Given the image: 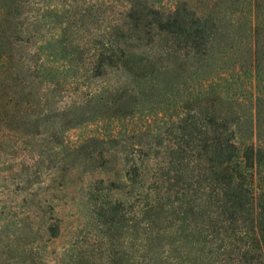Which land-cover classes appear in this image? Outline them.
Listing matches in <instances>:
<instances>
[{
	"label": "trees",
	"instance_id": "16d2710c",
	"mask_svg": "<svg viewBox=\"0 0 264 264\" xmlns=\"http://www.w3.org/2000/svg\"><path fill=\"white\" fill-rule=\"evenodd\" d=\"M0 264H264V0H0Z\"/></svg>",
	"mask_w": 264,
	"mask_h": 264
},
{
	"label": "rangeland",
	"instance_id": "374dc122",
	"mask_svg": "<svg viewBox=\"0 0 264 264\" xmlns=\"http://www.w3.org/2000/svg\"><path fill=\"white\" fill-rule=\"evenodd\" d=\"M116 167H120V162L116 164ZM73 173L74 172H69L66 176L68 181L66 182L64 193L57 195V198L53 200L55 204V214L60 220L61 227L60 234L52 242V246L56 247V249H60L62 246L67 245L70 229H73L78 223L84 225L89 220L90 212L84 202L81 182L88 181L92 177H105L106 175L104 173L93 174L92 176L85 174L81 177L82 181H78L73 179Z\"/></svg>",
	"mask_w": 264,
	"mask_h": 264
}]
</instances>
